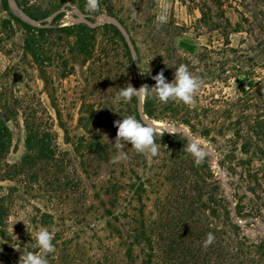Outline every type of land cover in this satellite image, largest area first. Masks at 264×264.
<instances>
[{
	"label": "rangeland",
	"instance_id": "rangeland-1",
	"mask_svg": "<svg viewBox=\"0 0 264 264\" xmlns=\"http://www.w3.org/2000/svg\"><path fill=\"white\" fill-rule=\"evenodd\" d=\"M17 1L29 29L0 0V126L9 134L0 157V264L37 252L40 229L53 236L48 264H163L166 227L179 263L264 264V0H97L95 10L88 0ZM84 16L97 23L92 31L62 30ZM110 16L129 33L142 86L162 68L171 82L183 64L200 82L191 105L154 96L151 119L145 97L141 105L138 96L118 98L136 81ZM136 112L167 128L155 133L158 155L128 144L127 159L114 163V124ZM178 171L185 178L167 181ZM200 230L202 242H192ZM208 233L214 240L205 245ZM238 242L242 254L229 255ZM188 247L199 261L180 253Z\"/></svg>",
	"mask_w": 264,
	"mask_h": 264
},
{
	"label": "clouds",
	"instance_id": "clouds-1",
	"mask_svg": "<svg viewBox=\"0 0 264 264\" xmlns=\"http://www.w3.org/2000/svg\"><path fill=\"white\" fill-rule=\"evenodd\" d=\"M97 0H88L87 7L90 10L98 8ZM157 20L162 24L167 21V12L162 10L157 16ZM159 27V24L157 25ZM152 79L155 81V86L149 88L148 85L141 86L138 90L134 89L130 84L120 88L118 98L124 102H128L133 96L151 97L155 91L156 96L161 102H168L170 99L178 100L185 105H191L194 100V94L200 87V82L192 76L185 65H180L175 69L174 77L171 82H168L163 75V72L157 73ZM117 128L116 138L113 145L120 151L115 156L113 162H118L127 159V153L124 151L125 146L130 144L132 148L139 154H143L146 158L155 157L158 155V144L155 142V133L157 131L149 121H141L132 116L124 117L121 121L115 122ZM195 163L199 164L202 159V154L196 151ZM214 236L208 233L205 239V245L213 242ZM52 233L47 229H40L36 234V242L38 251L29 252L23 255L22 264H48L47 256L54 252L52 243ZM21 261V258H20Z\"/></svg>",
	"mask_w": 264,
	"mask_h": 264
},
{
	"label": "trees",
	"instance_id": "trees-1",
	"mask_svg": "<svg viewBox=\"0 0 264 264\" xmlns=\"http://www.w3.org/2000/svg\"><path fill=\"white\" fill-rule=\"evenodd\" d=\"M61 3H63V2H65L66 0H59ZM14 3L17 5V6H20L19 5V3H18V1L17 0H14ZM2 8H3V10L8 14V16L11 18V20L12 21H14V22H17V23H20V24H22L25 28H30V26L29 25H27L26 23H23V21L20 19V17L19 16H17L16 14H15V12H14V10H13V7H12V5H11V3H10V1H8V0H2ZM26 15H27V17H29V18H31V19H33V20H36L35 18H34V16H32L31 14H29V13H26ZM114 27V26H113ZM73 29H76V30H78L79 32H81L82 34H83V32L84 31H92V29H90L87 25H85V24H78V25H76V26H74V27H65V28H63L62 30H73ZM114 29H115V27H114ZM116 30V29H115ZM117 31V30H116ZM79 32L77 33L78 35H79ZM118 32V31H117ZM119 33V32H118ZM122 38V37H121ZM122 41H123V39H122ZM83 41H82V39L80 40H78V45L80 46V47H82V45H83ZM123 45H124V48H125V50H126V53H127V56H128V58H130L131 59V57H130V54H129V52H128V50H127V48H126V45H125V43H124V41H123ZM133 46H134V44H133ZM131 62H132V60H131ZM132 66H133V64H132ZM161 67V66H160ZM134 70V69H133ZM160 72H163V75H164V77L165 78H167L168 77V73L166 72V70H164L163 68L160 70ZM167 76V77H166ZM134 79H135V81H136V78H135V74H134ZM152 86L151 87H154L155 86V82H152V84H151ZM150 86H149V88H151ZM136 89H137V81H136ZM154 96H156V93H155V91H153L152 92V95H151V97H145V100H144V104H143V106H144V111H145V113H146V115L149 117V118H151V119H155V117H154V115L153 114H155L156 113V109H157V107L156 106H158V104H156V98H154ZM133 102H134V105L136 104V99L134 98L133 99ZM154 103V104H153ZM159 108V107H158ZM166 108H168V107H165L164 109H166ZM136 117L138 118V120H139V117H138V115H137V112H136ZM180 124H185V125H188L189 126V123H188V121H181V122H179V123H177V125H180ZM177 134L178 133H173L172 135H168L167 133H164V138H168V137H170V136H173V137H177ZM261 134H264V127H263V129H262V132H261ZM6 140H9V134H8V131L5 129V127H1L0 126V157L2 156V154L4 153V149H5V145H6ZM30 142H32V141H30ZM102 140L101 139H97V140H94V143H92V146H93V148H95V149H99L100 147L102 148V150H100L99 151V154H97V156H99V157H102L103 156V154L102 153H104V151H103V149H105L106 148V144L104 143V144H102ZM182 144H184L185 145V147L187 148V149H190V144H188L186 141H182ZM42 158H47L45 155H44V157H42ZM189 165H190V169L188 170L189 172H190V174H192L193 172H195V170H194V167H195V164H193V163H191V162H189ZM192 167V168H191ZM178 177H184L185 178V175L184 174H181L180 173V171H178V173L176 174V176L175 177H169L168 179L169 180H167V178H166V180L167 181H172V180H175L176 178H178ZM178 218H179V216H177ZM185 217H186V215H185ZM238 217V216H237ZM184 218V217H183ZM187 218V217H186ZM168 220V219H167ZM238 220H239V218H238ZM132 223L134 224V225H137V223H138V226H140L139 227V229L141 228H143L142 226V224H143V221H133L132 220ZM236 225V224H235ZM173 228L172 229H169L168 227H166L165 229H163L160 233V235H161V237H162V240H166V241H171L172 243L170 244V246H167V249H168V251H166V254L164 255L165 256V261L163 262V264H183L184 262L183 261H181V263H179L178 262V260H180L179 259V256L181 257V254H179V256H177L176 254H175V246H174V241L176 240V238H175V234L173 233ZM134 234L136 233V231H134L133 232ZM194 234V232L190 235V239H191V241L192 242H194V240H196V241H200V242H202V231L200 230L199 231V233L197 232V233H195V235H193ZM136 236V235H135ZM138 237H145V233H144V231L143 230H140L139 231V233H138V235H137ZM137 236H136V238H137ZM172 238V239H171ZM177 242V241H176ZM178 244V243H177ZM240 246H239V245ZM238 244L236 243L234 246H231L230 247V245H228L227 247L229 248V251H228V254L229 255H232V254H237V253H240V254H242L241 253V249L240 248H242L241 246L243 245V244H241V243H239L238 242ZM178 245H180L181 247H182V245L179 243ZM254 248V246H251V248ZM258 249H261V248H258ZM187 251V254H189L190 256L191 255H193L194 253H195V255H193V256H191L190 258L193 260V261H199L200 259H199V255H198V251H197V249L196 248H194V247H188L185 251L184 250H182V252H180V253H182L183 254V256H185L186 255V252ZM234 251V252H233ZM200 252V251H199ZM244 254V253H243ZM249 255V254H248ZM247 259V258H246ZM248 260V259H247ZM246 261V260H245ZM201 262H204V258H202L201 259ZM203 264V263H202Z\"/></svg>",
	"mask_w": 264,
	"mask_h": 264
},
{
	"label": "water",
	"instance_id": "water-1",
	"mask_svg": "<svg viewBox=\"0 0 264 264\" xmlns=\"http://www.w3.org/2000/svg\"><path fill=\"white\" fill-rule=\"evenodd\" d=\"M10 1V0H8ZM27 21L32 24V25H36L37 22L34 20H31L29 18H27ZM80 21L82 23H84L85 25H87L89 28H95L97 26V23H93L91 24L87 17L84 16L83 19H80ZM108 21L115 27V29L119 32V34L121 35L126 48L130 54L131 60H132V64H133V69H134V74H135V78L137 81V90L142 86V82H141V74L139 71V67H138V63H137V59H136V54H135V50H134V46L133 43L130 39L129 33L124 29V27L122 26V24L117 20V18L115 17H108ZM138 104L141 105V97H138ZM171 130V129H170ZM177 131H181L182 128L178 127L177 129H175Z\"/></svg>",
	"mask_w": 264,
	"mask_h": 264
}]
</instances>
